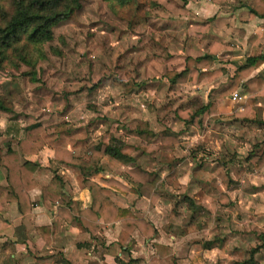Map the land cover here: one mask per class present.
Listing matches in <instances>:
<instances>
[{"label": "rangeland", "instance_id": "rangeland-1", "mask_svg": "<svg viewBox=\"0 0 264 264\" xmlns=\"http://www.w3.org/2000/svg\"><path fill=\"white\" fill-rule=\"evenodd\" d=\"M147 1H134L130 10L114 14L102 0H82L80 11L54 27V40L45 47L48 59L39 63L34 79L25 75L30 71L26 66L0 67V104L11 111H0V141L12 114L24 126L44 118L49 125L98 126L101 135H91L93 143L110 132L119 142L136 144L143 139L139 132L149 131L153 136L148 142L158 145L166 130L179 133L175 149L184 157H176V150L134 152L136 163L160 178L142 193L132 185L135 194L147 198L151 206L150 197L157 192L159 200L151 206L155 208L169 193L173 204L164 224L175 217L182 226L211 227L209 239L224 242L220 250L226 256L212 254L214 260L208 264H243L252 258L264 264V180L256 179L254 167L246 161L260 144L256 138L245 148L250 138L234 115L243 110L246 97L239 91L230 93V78L174 85L171 79L183 71L185 56L196 54L188 51L189 35H180L170 18L183 16L189 0H151L159 4L155 9ZM0 8L11 12L8 0L0 1ZM159 24L162 28L156 31ZM13 76L22 89L16 99L9 96ZM235 94L242 100L234 101ZM210 98L218 101L219 114L202 129L176 119L175 109L197 110ZM69 108L75 110L71 116ZM260 151L253 152L260 156L264 150ZM125 168L117 162L115 174L128 182ZM210 175L213 180H203ZM187 197L194 201L196 212L189 209ZM171 222L166 227H173ZM199 252L204 253L200 247Z\"/></svg>", "mask_w": 264, "mask_h": 264}, {"label": "crops", "instance_id": "crops-1", "mask_svg": "<svg viewBox=\"0 0 264 264\" xmlns=\"http://www.w3.org/2000/svg\"><path fill=\"white\" fill-rule=\"evenodd\" d=\"M252 1L189 0L183 11V16L180 14L179 17H170L173 24H177L178 29L175 30L180 35H189L190 45L188 51L196 53L195 55L185 56L184 67L187 57L203 56L211 50L216 42H221L230 45L232 48L223 51L218 56L212 64V70L224 69L225 74L220 80L232 79L237 68L246 65L250 57L254 46L250 43V38L256 36L258 39H264V19H250L248 6ZM161 24L158 25L156 31L162 28L160 27ZM164 27L167 29V23ZM183 55H185L184 51ZM232 65L235 67L231 74L230 67ZM254 74H260L264 77V66L257 69ZM240 92L242 97H246L247 100L249 94L243 90L239 91V94ZM217 106L219 110L218 101ZM257 106L262 110L261 118L264 121V98L258 99ZM73 111L75 110L69 108L68 115L71 116ZM83 118H85V115ZM48 121L49 119L44 118L33 123H40L44 126L43 137L46 146L39 155L26 158L29 162L37 165L34 178L39 188L30 194L35 203L32 213L23 216L16 203L2 204L0 192V264H208L211 262L212 254L219 252L226 256V251L224 249L220 250L224 242L211 250L202 248L207 242L213 241L209 239L211 227H204L200 224L182 226L183 223H180L175 217L167 219L165 221L167 223H163V219L168 217L166 211L168 206L172 208L173 204L172 197L168 195L169 193L163 195L161 204L154 208L149 205L147 198H141L137 193L135 194L132 185L131 192L128 195H123L100 183L102 178L106 180L115 178L124 181L122 180L123 177L118 178L115 174L118 161L109 156L101 162L104 173L94 176L92 181L99 183L104 188V194L116 206L122 209H131L139 218L151 222L158 230V236L154 240L145 239L137 231L125 246L121 247L118 244L121 232L120 222L113 224L101 223L98 234L94 239H91L81 224L69 226L64 218L59 217L58 204H52L49 201L48 206H42L40 204L41 189L53 187L56 176L61 178V182L54 185V192L61 196V204L69 203L73 216L78 218L80 212L90 205V194L83 185V178L79 170L54 162V156L55 151L60 149L70 151L80 157L81 151L95 142V138L90 142L91 135L98 134L99 136L102 131L98 126L88 128L86 125H83V127L79 125L76 128L69 124L49 125L46 123ZM19 123L23 129L28 127L24 126L20 120ZM239 125L243 129L242 131L247 132L246 134L251 139V141L248 139L245 142V148L251 147V143L254 144L256 138H258L257 142L260 147L252 149L250 153L261 149L260 152H262L264 150V127L243 120L239 121ZM2 129H5V127H2ZM251 134H254V137ZM6 139L0 141V154ZM134 154L132 157L136 163ZM173 154L176 157L179 156V158L184 157L180 155L178 150L174 151ZM83 158H86V156H83ZM255 174L256 179L264 180V168L259 172H255ZM209 178H211L210 181L213 180L214 175L205 176L203 180H209ZM124 183L129 185L125 181ZM5 184L6 171L0 163V186ZM163 210L166 215L162 213ZM171 220L173 221L171 222ZM170 222L173 227H166ZM47 227L51 229L50 232L41 233L38 231L39 228ZM168 230L173 232L170 233ZM179 230L187 232L184 235H175L176 231ZM199 234L203 236L201 241L198 237ZM199 247L204 252L202 256ZM108 250L111 252H107Z\"/></svg>", "mask_w": 264, "mask_h": 264}, {"label": "trees", "instance_id": "trees-1", "mask_svg": "<svg viewBox=\"0 0 264 264\" xmlns=\"http://www.w3.org/2000/svg\"><path fill=\"white\" fill-rule=\"evenodd\" d=\"M8 1L11 8L10 13L6 9L0 8V67L20 69L22 66H26L30 71L25 75L33 76L34 79L39 63L48 59L45 47L54 40V27L80 11L82 0ZM102 1L114 14L128 11L131 5H135L133 0ZM147 4L153 9L159 7L158 3L151 0H148ZM248 10L251 20L264 19V0H253L248 6ZM249 41L254 45L253 49L246 65L238 67L235 71L231 79L230 93L243 90L249 94L243 110L235 114L236 120L254 122L260 127H264V121L261 118L262 110L257 106L258 99L264 98V77L260 74H254L257 69L264 66V39L252 36ZM231 48L228 44L216 42L207 54L196 58L187 57L184 70L172 78L171 82L174 85L178 82L198 85L204 80L210 83L219 80L225 74L224 69L212 70V64L223 51ZM18 80L17 76H13L11 79L12 87L9 96L14 99L22 94ZM0 111L11 112L1 104ZM174 113L176 119L186 126L202 129L212 117L219 114V110L217 100L210 98L209 103L197 110L177 108ZM11 118L3 132V136L7 139L3 143L0 154V163L6 171V184L0 186L1 203H16L20 213L27 216L32 213L35 207L30 194L38 189L39 185L34 178L37 165L29 162L26 158L39 155L45 148L44 126L36 123L23 129L14 114ZM139 134L143 136L139 143L127 144L119 142L112 133H105L98 142L91 143L83 149L80 157L70 151L56 150L54 162L79 170L83 178V185L90 194L91 203L80 212L78 218L73 216L69 203L61 204V196L54 192V185L61 182V178L56 176L53 187L41 189L40 204L45 207L48 206L49 201L52 204H58L59 217L64 218L69 226L81 224L91 239H94L98 234L101 223L120 222L121 232L118 244L121 247L125 246L137 231L145 239L154 240L158 236V230L151 222L139 218L131 209H122L116 206L104 194V188L99 183L92 181L94 176L104 173L101 162L109 156L126 166L124 177L130 184L126 185L115 178L110 180L102 178L100 183L123 195H128L131 192V185H135L141 193L145 188L155 187L160 180L158 173L147 171L139 166L135 163L132 155L137 150H141L144 155L173 152L176 146L180 144V135L166 130L161 137L160 144L157 145L148 142L149 137L153 136L151 132L140 131ZM246 161L254 167V171L262 170L264 168V151L260 156L252 152ZM222 197L226 198L224 195ZM158 200L159 195L154 192L150 197L151 206H155ZM186 202L190 206H188L189 209L196 212L194 201L187 197ZM225 204L226 206L230 205L229 202ZM50 230L48 227L38 229L41 233L50 232ZM47 241L49 242V240ZM216 243H220V240L209 241L204 245V248L211 250L218 245ZM107 252L111 251L108 250ZM132 262L137 263L136 261ZM243 264H256V261L252 258Z\"/></svg>", "mask_w": 264, "mask_h": 264}, {"label": "built area", "instance_id": "built-area-1", "mask_svg": "<svg viewBox=\"0 0 264 264\" xmlns=\"http://www.w3.org/2000/svg\"><path fill=\"white\" fill-rule=\"evenodd\" d=\"M233 100H234V101H241V100H242V97L239 96L238 94H235Z\"/></svg>", "mask_w": 264, "mask_h": 264}, {"label": "water", "instance_id": "water-1", "mask_svg": "<svg viewBox=\"0 0 264 264\" xmlns=\"http://www.w3.org/2000/svg\"><path fill=\"white\" fill-rule=\"evenodd\" d=\"M134 1H137V0H134Z\"/></svg>", "mask_w": 264, "mask_h": 264}]
</instances>
